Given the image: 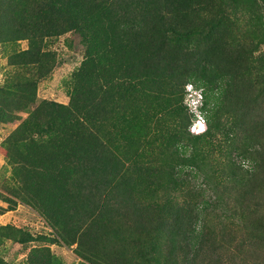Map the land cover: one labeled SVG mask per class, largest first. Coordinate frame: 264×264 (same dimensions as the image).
Wrapping results in <instances>:
<instances>
[{
	"label": "rangeland",
	"instance_id": "1",
	"mask_svg": "<svg viewBox=\"0 0 264 264\" xmlns=\"http://www.w3.org/2000/svg\"><path fill=\"white\" fill-rule=\"evenodd\" d=\"M208 1L214 8L203 3L196 12L192 11L187 51L197 50L195 59L202 60L199 67L205 79L215 80L226 72L223 79L213 82L218 89L217 108L211 114L212 128L207 120V127L202 124L206 100L210 99L193 82V90L187 89L190 82L181 94L175 92L171 80V89L154 98L165 111L167 127L140 145L138 161L126 171L125 183H131L128 201L123 199V205L113 202L115 209L124 211L127 218L139 210L149 220L145 225L149 232L143 234L137 248L130 249L135 257L128 261L130 264H264V43L252 39L261 9L245 0ZM9 2L0 0V6L6 7ZM261 7L264 9L263 4ZM5 13L7 17L2 10L3 19L12 21L11 14ZM12 36L0 33V87L18 93L20 82L30 72L20 66L21 59L16 54L28 49L29 41ZM83 38L81 32L72 30L45 39L46 48L55 53L57 62L52 72L38 81L36 105L43 99L69 103L68 81L85 57ZM174 41L164 48V54L173 55L167 57L171 64L166 66L167 79L172 74L171 67L176 76L185 74L184 66L190 60V54H175ZM242 51H248V55L238 61L237 55ZM128 91L129 107L145 104L140 97L137 102L131 101L128 96L132 93ZM176 98L200 132L188 127L185 137L177 133L175 124L180 118L174 111ZM32 109L17 113L27 117ZM7 113L8 110L3 112L2 117ZM115 121L118 119L111 115V149L118 146L112 141ZM8 122L0 123L6 125H0L2 145L8 129L19 124L18 120H13L11 126ZM123 125L136 133L149 131L134 128L138 122L133 127ZM2 145L0 264H32L31 259L41 258V253H31L34 247H49L63 264H80L77 244L65 245L59 228L48 219L43 207L28 204L20 196L24 190L21 174L15 173V164L9 160L12 156ZM78 206L82 204L79 202ZM64 213L70 216L73 211L66 209ZM125 220L121 223L127 224ZM115 243H110L107 250L116 249ZM138 251H143V255ZM46 257L52 264L51 257Z\"/></svg>",
	"mask_w": 264,
	"mask_h": 264
},
{
	"label": "trees",
	"instance_id": "2",
	"mask_svg": "<svg viewBox=\"0 0 264 264\" xmlns=\"http://www.w3.org/2000/svg\"><path fill=\"white\" fill-rule=\"evenodd\" d=\"M245 1L261 9L252 39L264 43V0ZM203 3L214 8L208 0H11L6 7L0 6V33L29 41V48L16 57L30 72L20 82L18 93L0 87V123L19 121L2 146L12 156L9 160L15 164V173L21 174L24 190L20 196L28 204L43 207L65 245L77 244L80 264H130L135 258L130 249L137 248L143 234L149 232L145 227L149 220L139 210L127 218L113 202L123 205V199L128 201L131 183H125L126 171L138 161L140 145L167 127L165 111L154 98L171 89V80L176 93L182 94L190 82L205 92L210 101L206 100L204 118L212 128L218 89L213 82L223 79L226 72L215 80L205 79L199 67L202 60L195 59L197 50L187 51L188 24ZM2 10L6 17L5 11L11 14L12 21L3 19ZM72 30L83 34L86 49L84 60L68 81L70 101L43 99L36 105L38 81L47 77L57 62L45 39ZM173 40L175 54H190V60L184 66L185 74L176 76L171 67L167 79V57L173 55L164 54V48ZM246 55L248 51H242L237 60ZM126 91L132 93L128 96L131 101L140 97L145 104L129 107ZM176 100L174 111L180 119L175 130L185 137L191 118L181 100ZM30 108L27 117L17 113ZM111 115L118 119L112 140L118 146L113 149L108 144ZM134 121L138 122L134 128L149 131L136 133L124 128L123 123L133 127ZM66 209L73 214L64 213ZM124 219L127 224L121 223ZM112 242L118 247L108 251ZM35 252L41 253V258L31 259L32 264H51L47 255L52 264H63L49 247H34L31 253ZM137 254L143 255V251Z\"/></svg>",
	"mask_w": 264,
	"mask_h": 264
},
{
	"label": "built area",
	"instance_id": "3",
	"mask_svg": "<svg viewBox=\"0 0 264 264\" xmlns=\"http://www.w3.org/2000/svg\"><path fill=\"white\" fill-rule=\"evenodd\" d=\"M187 89H188V91H192L193 90V85L192 84H188L187 85ZM195 107H196V105H194ZM204 120H203V122H202V124H203V127H207V124H206V120H205V118H204V116L202 117ZM206 129V128H205ZM200 130L201 129H197L196 127H195V125H194V123H192L191 125H190V131H192V132H200Z\"/></svg>",
	"mask_w": 264,
	"mask_h": 264
},
{
	"label": "crops",
	"instance_id": "4",
	"mask_svg": "<svg viewBox=\"0 0 264 264\" xmlns=\"http://www.w3.org/2000/svg\"><path fill=\"white\" fill-rule=\"evenodd\" d=\"M0 125H1V126H2V125H3V126H6V125H4V124H0ZM7 125L11 126L12 123L10 122V124H7ZM16 126H17V125L12 126V127H11V130L8 129L9 132H8V134L5 135V136L7 137V136L10 134V132H11ZM6 137H3V139H5ZM3 139H2V140H3ZM0 145H2L1 142H0Z\"/></svg>",
	"mask_w": 264,
	"mask_h": 264
},
{
	"label": "clouds",
	"instance_id": "5",
	"mask_svg": "<svg viewBox=\"0 0 264 264\" xmlns=\"http://www.w3.org/2000/svg\"><path fill=\"white\" fill-rule=\"evenodd\" d=\"M192 84V83H191ZM191 125V124H190ZM189 130H190V126H189ZM4 140V139H3Z\"/></svg>",
	"mask_w": 264,
	"mask_h": 264
}]
</instances>
